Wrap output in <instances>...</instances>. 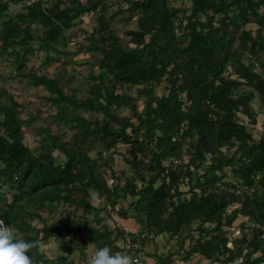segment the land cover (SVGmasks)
<instances>
[{"label": "trees", "instance_id": "1", "mask_svg": "<svg viewBox=\"0 0 264 264\" xmlns=\"http://www.w3.org/2000/svg\"><path fill=\"white\" fill-rule=\"evenodd\" d=\"M12 1L27 0H0V57L12 58L28 82L48 87L58 130L39 125L32 148L23 130L31 122L21 116L20 103L0 97V219L18 238L41 246L51 237L63 239L68 254H37L41 264H66L77 245L107 244L113 254L124 249L115 244L126 239L123 230L101 226L103 207L88 198L92 191L113 207L136 198L135 210H120L141 225L130 233L136 246L125 251L140 257L156 236L177 237L176 250L148 253L155 264H175L187 239L184 261L200 254L222 264H264V130L256 138L240 120L243 113L257 123V96L264 107V0H191L190 12L172 0H117L112 14L113 0H35L11 15ZM89 12L98 24L88 44L73 52L98 55L87 96L64 89L71 81L64 79L65 67L53 77L25 70L38 51L45 63L58 58L66 32ZM124 12L128 23L136 16L137 27L120 35L113 20ZM249 23L258 24L256 33ZM164 79L168 92L158 95ZM121 142L134 174L113 189L107 173L115 172L112 151ZM186 177L191 195L183 197L179 185ZM44 212L62 215L63 222L50 224ZM239 215L251 231L230 238L225 227ZM94 218L98 224H91ZM63 233L76 240H64Z\"/></svg>", "mask_w": 264, "mask_h": 264}, {"label": "rangeland", "instance_id": "2", "mask_svg": "<svg viewBox=\"0 0 264 264\" xmlns=\"http://www.w3.org/2000/svg\"><path fill=\"white\" fill-rule=\"evenodd\" d=\"M83 3H87V0H80ZM26 2V1H25ZM25 2H10L8 13L11 15H15L18 12H21L25 9L24 4ZM63 5H69L72 1L71 0H62ZM114 3V7L109 11L110 14L117 8V0L112 1ZM52 4V3H51ZM172 4L181 8H184L186 11L190 12L192 7L191 0H172ZM123 5L127 6L126 3ZM261 12H264V8L261 9ZM129 12L118 13L114 20L113 25L115 26L117 32L120 35H123L124 30L130 28H136L137 23L135 22L136 16L133 17L131 23L126 22L123 15L128 16ZM184 22V21H183ZM98 24L97 16L94 12L85 13L83 17L77 19L76 24L66 32V44L60 46L61 47V54L58 58L45 63V54L43 51H38L36 55H30L27 64H26V71H35L38 74H45L47 76L53 77L57 76L58 72L65 67L66 77L65 80L70 79V85H64V89H67L68 92L73 93L77 97H84L88 95V91L86 90L87 82L88 81V74L91 71H97V66L95 65L97 53H91L87 50L83 49L80 53L74 54L77 49L84 47L88 44V35L91 33L93 28ZM247 29H251L254 33L257 32L258 24L256 23H249L246 26ZM62 44V41L59 42ZM13 59L7 56L0 57V97L11 95L18 103H20V113L21 116L26 119L30 120V124H25L23 127L25 133V141L29 146L34 148L40 139V134L38 133L37 127L39 125H50L57 129V124H55L50 115L54 114L57 111L56 106L52 105L51 101L49 100L50 93L48 92V87L45 84L35 85L28 82V77L22 76L18 74V66L17 64L12 63ZM257 70H260V66H256ZM167 81L164 79L163 83L158 84L156 86V93L158 95L166 94L168 92L167 89ZM245 88L249 89V86H244ZM138 86L132 87V92H136ZM144 98L139 99V109L143 108ZM252 105L257 115V123L252 124L248 116L243 113H240V120L244 122L249 130L253 133L254 137L258 138L264 130V107L260 104L258 96L253 100ZM128 112V111H126ZM0 132H2L0 127ZM72 135V131L67 133V138H70ZM227 150V149H226ZM127 152V145L123 142L119 143L115 149L112 151L113 153V161L112 166L114 169V174L109 175L111 172L108 169L107 181L108 179L114 178L115 181L119 182L121 185L125 182V177H130L134 174L131 165L127 162L125 157V153ZM57 153V152H56ZM234 150L229 151V154H233ZM92 155H95L92 152ZM188 159V156H185V160ZM168 164V163H167ZM228 177L229 179H233L232 172L230 168H227ZM137 183L141 185V181L138 180ZM117 185H113L111 188L115 189ZM180 190H183L185 193L182 195L183 197L191 195V185L186 177L179 185ZM200 191V189H197ZM87 195V194H86ZM91 199L92 202L101 206L103 209L100 212V216L98 217L101 219V226L108 224L110 228H114L117 230H123V232L128 235L129 232H135L136 230L140 229V223L136 219L132 218H125L120 215V210L123 208L129 209V212H132L133 206L132 202L136 200L135 197L131 195L127 196L126 198H121L117 205L113 207L107 200L105 194H98L95 191L91 192V195L88 197ZM65 205L61 206V210L67 209L64 207ZM135 210V208H134ZM44 216L49 220L50 224L63 222L62 215L58 213H48L44 212ZM54 214V215H53ZM93 214L89 213L88 217L92 218ZM116 216L119 219L117 222L114 218ZM95 218L92 219L91 224L95 225ZM100 224V223H99ZM114 226H113V225ZM41 226L42 224L39 223ZM125 226H128L129 229L127 230ZM251 223L248 221L246 216L239 215L236 220L230 225L226 226L227 234L230 238H236L241 236L243 233H249L251 231ZM132 230V231H131ZM198 232H195L194 235L196 236ZM64 240L73 241L76 240V237L72 233H63ZM177 237L172 236L170 233H164L155 237L154 242L150 243V250H159L162 249L160 252L166 253L170 250H176ZM68 242V241H65ZM190 239L185 241V248L179 252L176 259L182 261L181 256L184 254L185 250L190 246ZM64 241L63 239L57 240L54 237H51L47 243L43 244V248L46 250L47 254L52 257H56L59 254L67 255L69 250L61 249L63 246ZM117 246L120 248H124L119 253L126 250V239L117 240L115 242ZM149 246H146V249H149ZM96 244L90 243L88 244L83 250L81 249L80 245L75 246L72 250V253L69 254L68 261L66 264H85L86 262L89 263L92 255L94 254L95 250H97ZM158 252V251H157ZM118 253V254H119ZM131 256H135L138 259V252L134 250L133 252L128 251ZM137 262L136 264H138ZM237 264V263H234Z\"/></svg>", "mask_w": 264, "mask_h": 264}, {"label": "clouds", "instance_id": "3", "mask_svg": "<svg viewBox=\"0 0 264 264\" xmlns=\"http://www.w3.org/2000/svg\"><path fill=\"white\" fill-rule=\"evenodd\" d=\"M45 252L39 241L18 238L11 226L0 219V264H41L37 254ZM89 264H136V261L127 251L113 254L112 248L105 244L95 250Z\"/></svg>", "mask_w": 264, "mask_h": 264}, {"label": "crops", "instance_id": "4", "mask_svg": "<svg viewBox=\"0 0 264 264\" xmlns=\"http://www.w3.org/2000/svg\"><path fill=\"white\" fill-rule=\"evenodd\" d=\"M153 251V250H152ZM151 250H150V246L149 249L147 248L144 251V254L142 256H140L139 258V263L138 264H155V259L148 255V253L150 254ZM175 264H222L220 262H213L207 258H205L204 256L197 254L194 257H192L191 259H188L187 261H180V260H175Z\"/></svg>", "mask_w": 264, "mask_h": 264}, {"label": "built area", "instance_id": "5", "mask_svg": "<svg viewBox=\"0 0 264 264\" xmlns=\"http://www.w3.org/2000/svg\"><path fill=\"white\" fill-rule=\"evenodd\" d=\"M34 1H35V0H27L26 2H27V4H31V3L34 2ZM117 182H118V181H117ZM117 182L115 181L114 178L108 179V181H107L109 187H112L113 185H116ZM114 218H115V220H116L117 222H119V219H118L116 216H114ZM125 228H126L127 230L129 229L128 226H125ZM131 231H132V230H131ZM130 233H132V232H129L128 235H127V237H126V242H127L126 247H127V250H129V249L132 248V247H133V249H134V246H136V245H134V246L132 245V235H130ZM151 243H153V241H152ZM133 251H134V250H132L131 252H133ZM130 254H132V253H130ZM134 258H135L136 263L139 262V259H138L137 257L134 256Z\"/></svg>", "mask_w": 264, "mask_h": 264}]
</instances>
